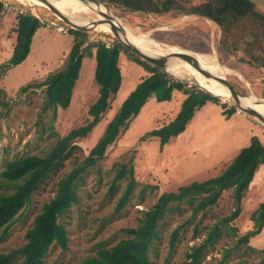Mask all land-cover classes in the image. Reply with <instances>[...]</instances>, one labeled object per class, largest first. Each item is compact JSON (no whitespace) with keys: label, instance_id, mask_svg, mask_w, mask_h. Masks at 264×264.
<instances>
[{"label":"rangeland","instance_id":"374dc122","mask_svg":"<svg viewBox=\"0 0 264 264\" xmlns=\"http://www.w3.org/2000/svg\"><path fill=\"white\" fill-rule=\"evenodd\" d=\"M251 1L264 13V0ZM0 2L3 4L0 17L1 172L10 159L24 154L42 155L50 150L58 136L85 124L90 119L87 109L98 96V85L94 79V56L84 53L68 107L57 108L54 115L51 110L42 113L40 106L45 88L42 83L50 74L65 67L73 40V36L68 33L70 27L42 6H32L27 1L18 0ZM100 5L133 33L146 34L155 42V46L158 45H152V49L161 51L176 48L209 58L211 56L212 62L215 60L220 67L228 70L222 74L240 97L254 96L264 100V70L238 64L236 57L218 47L219 32L211 22L192 15L179 18L169 14L144 15ZM70 11L66 10L69 16L72 15ZM19 12H30L45 26L34 33L26 59L4 69L2 65L7 62L14 45L16 14ZM83 16L98 19L96 12L92 11ZM86 33L87 40L82 47L89 42H104L110 46L117 41L112 33L103 30H88ZM118 67L120 88L109 99L108 108L100 121L85 137L75 140L76 147L71 155L33 194L32 202L20 211L18 220L0 242V251H9L24 243L26 230L41 206L53 196L58 180L88 154L122 101L149 75L142 65L124 52L119 54ZM166 72L187 87H199L187 71L176 76ZM184 97L182 91L174 89L169 101L158 102L154 97L148 98L114 143L107 147L104 157L80 174L82 179L78 182V202L59 218L69 238L67 249L61 251L58 246H52L44 258V264H85V259L94 256L100 247H110L125 238V229L137 227L142 212L155 203L159 194L176 191L177 187L192 181H203L219 175L240 149L249 144L251 136L258 137L264 144L263 123L236 108L229 117L222 114L224 109L234 106L233 101L225 97L219 99L218 103L207 101L196 109L184 131L171 137L160 148L158 138L147 133L170 122ZM119 164L132 168L135 185L130 200L117 211L116 204L127 179L118 182V190L114 194H109L108 189L116 172L115 167ZM151 186H156V189ZM4 190L0 186V193ZM263 199L264 163L258 166L243 193L239 214L229 223L236 231L224 227L213 245L207 247L199 264H217L226 249L231 251L223 264H260L257 251L264 247V223L260 232L247 242L240 243L238 239L253 229L251 214ZM180 208L181 212L168 213L158 224L159 237L149 251L152 264H184L188 247L201 242L210 225L228 216L234 208V202L231 190L222 191L217 203L186 224L170 246L172 230L185 224L190 214V207L185 203Z\"/></svg>","mask_w":264,"mask_h":264},{"label":"trees","instance_id":"16d2710c","mask_svg":"<svg viewBox=\"0 0 264 264\" xmlns=\"http://www.w3.org/2000/svg\"><path fill=\"white\" fill-rule=\"evenodd\" d=\"M95 1L121 12L156 16L169 14L173 18L189 15L203 18L216 26L219 32L218 47L236 57L238 64H247L252 68L264 70V13L258 10L251 0ZM2 7L3 4L0 2V17ZM43 26L45 23L30 12L16 14L15 41L11 55L2 65L4 69L16 66L26 59L34 33ZM68 33L73 36V40L66 56V65L62 70L50 74L42 83L45 88L40 111L45 113L51 110L54 115L57 108L68 107L84 53L94 56L95 59L94 79L98 85V96L87 109L90 119L85 124L72 128L67 134L58 136L49 151L42 155L17 156L5 164L0 172V186L5 188L0 193V242L18 220L20 211L32 202L33 194L40 185L71 155L76 147L75 140L85 137L107 110L109 99L118 92L121 84L118 67L120 52L127 53L142 65L149 75L144 77L122 101L88 154L58 180L53 196L41 206L31 226L26 230L24 243L9 251H0V264H44V258L52 246H58L61 251L67 249L69 238L59 218L70 206L78 202V182L82 179L80 174L104 157L107 147L114 143L121 130L125 129L129 120L138 114L148 98L154 97L158 102L169 101L174 89L185 94L175 117L162 127L147 133L158 138L160 148L171 137L184 131L196 109L207 101L219 102V98L199 87L185 86L162 67L140 60L118 41H114L110 46L104 42H89L82 47L87 40V33L71 28L68 29ZM238 53L241 55L238 56ZM234 112L235 107L230 106L224 109L222 114L229 117ZM262 163H264V144L258 137L251 136L249 144L240 149L219 175L181 185L176 191L162 192L155 203L142 212L137 227L125 229L127 234L125 238L110 247H100L94 256L85 259V264H152L149 251L152 250L153 243L158 240V224L168 213L181 212L180 205L183 203L190 207V214L185 224L178 225L170 234V246H172L178 238L179 231L199 213H205L207 209L213 207L222 191L229 189L234 202L232 212L210 225L205 238L189 246L185 253L184 264H199L207 247L213 245L224 227L232 232L236 231V228L229 223L239 214L243 193ZM115 170L108 189L109 194H114L118 190L120 180L127 179L126 187L116 204L118 211L130 200L135 180L130 166L119 164ZM151 187L156 189V186ZM251 220H253V229L242 235L238 242L245 243L260 232L264 223V199L252 212ZM248 248L254 251L250 246ZM230 251L224 250L217 264H223L229 257ZM257 253L260 255L259 263L264 264V247ZM17 261L19 262L16 263Z\"/></svg>","mask_w":264,"mask_h":264},{"label":"bare ground","instance_id":"6f19581e","mask_svg":"<svg viewBox=\"0 0 264 264\" xmlns=\"http://www.w3.org/2000/svg\"><path fill=\"white\" fill-rule=\"evenodd\" d=\"M18 1H27L32 6L37 5V6H42L44 8H47V6L44 3H42L40 0H18ZM48 1L54 6H56L58 9L63 11L64 14L65 13L68 14L66 10L71 9L70 12L72 13V15L70 18L72 19L74 23L79 24V25H89V26L94 25L96 26L98 30H103L107 33H112L111 23L108 24V23L101 22L99 24H96L94 23L96 21H93L88 18H82L83 15L92 11V12H96L97 14L96 18H98L97 20H100V21L105 20L106 15H108V12L107 10H105V8H103V6L94 4L93 2H89V1H87L86 3H80L75 0H48ZM115 23L119 24L117 20H115ZM125 30H126V37L131 43L136 45V47H138L140 50L146 53H149L151 55L160 56V55L168 54L170 52H175L178 50L186 51L184 49H176V48H168L166 50L162 49L161 51L157 49H152L153 47L152 45H154V47H157L158 45L155 46V42L151 41V39H149L146 34H141V33L135 34L131 31V29L127 27H125ZM190 53L193 56L195 63L198 64L200 67H202L207 72H210L218 76H221V75L223 76L222 73L228 72L226 68L220 67L217 61L213 60L212 62L213 58H211V56L209 58L208 56L203 55V54H196L193 52H190ZM198 62H203L204 64H200ZM211 63H214L215 66L212 65ZM166 70L170 72L171 74H173L174 76L179 75L180 72L185 73L187 71L189 76H191L192 80L198 86H200L203 90L212 92L213 94H216L220 96L221 98L227 97L228 100H232L230 93L224 87L223 84H221L219 81H214V80L206 79L202 77L187 62H184L183 60L179 58H173V59L168 60ZM181 70H184L185 72H182ZM241 102L245 107L256 110L258 113L264 116V100L256 99L254 96H248V97H242Z\"/></svg>","mask_w":264,"mask_h":264},{"label":"water","instance_id":"95a60500","mask_svg":"<svg viewBox=\"0 0 264 264\" xmlns=\"http://www.w3.org/2000/svg\"><path fill=\"white\" fill-rule=\"evenodd\" d=\"M40 1L47 6V8H46L47 10H49L51 13H53L55 16H57L63 23L68 25L71 29L78 30V31H84V32H87L88 30H97L96 26L79 25V24L74 23L72 21V19L70 18L71 16H69L66 13L64 14L63 11H61L56 6L51 4L48 0H40ZM75 1H78L80 3H86L87 1H89V2H93L94 4L100 5V3L95 1V0H75ZM82 18L91 19L88 16H82ZM91 20L96 21V22H94L96 24H99L101 22L108 23V24L111 23V31H112V34L114 35V37L116 38V40L119 43H121L123 47H125L127 50H129L134 56L138 57L142 61H145V62L152 64V65L160 66L166 71L168 60L173 59V58H179V59L183 60L184 62H187L202 77H204L206 79H211L214 81H219L221 84L224 85V87L230 93V96L232 97V100L234 103V107L237 110L244 112L245 114L249 115L253 119L264 124V116L262 114L258 113L256 110H253L251 108H247L242 104V102H241L242 97H240L236 93L235 89L228 82V80L226 79V77L224 75L218 76V75L212 74V73L204 70L202 67H200L198 64L195 63L193 56L191 55L190 52L178 50V51L170 52L168 54H164V55H160V56L151 55L149 53H146V52L140 50L138 47H136V45L131 43L126 37L125 26L121 25L120 23L116 24L115 19L112 18V16H110L109 14L106 15L105 20H101V21L97 20V19H91ZM199 88L202 89L200 86H199ZM203 91L208 92L209 94L221 99L220 96L213 94L212 92H209L206 90H203Z\"/></svg>","mask_w":264,"mask_h":264}]
</instances>
